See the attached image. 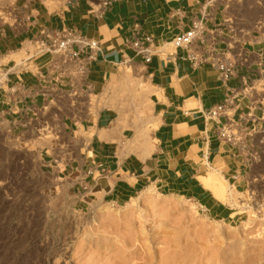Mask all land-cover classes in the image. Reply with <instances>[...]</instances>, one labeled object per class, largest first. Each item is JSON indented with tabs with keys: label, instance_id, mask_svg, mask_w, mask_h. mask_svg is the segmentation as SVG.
Instances as JSON below:
<instances>
[{
	"label": "rangeland",
	"instance_id": "1",
	"mask_svg": "<svg viewBox=\"0 0 264 264\" xmlns=\"http://www.w3.org/2000/svg\"><path fill=\"white\" fill-rule=\"evenodd\" d=\"M25 2L42 3L52 12L66 6V0H0L1 32L25 26L16 19ZM212 10L217 23L231 20L235 27L251 29L264 17V0H216ZM39 49L37 39L27 41L6 62L20 65ZM112 71L93 98L97 107L91 113L109 109L116 116L113 131L126 130L130 139L144 129L143 137L151 141L152 89L144 66L126 58ZM62 147L49 130L0 140V264H148L151 254L157 256L151 264H160L166 254L172 264H264V208H243L244 186H233L223 169L204 167L198 178L212 177L222 185L223 200H218L237 213L225 220L187 196L153 186L117 204L87 195L66 171L59 172L71 159L60 155Z\"/></svg>",
	"mask_w": 264,
	"mask_h": 264
},
{
	"label": "crops",
	"instance_id": "2",
	"mask_svg": "<svg viewBox=\"0 0 264 264\" xmlns=\"http://www.w3.org/2000/svg\"><path fill=\"white\" fill-rule=\"evenodd\" d=\"M105 2L66 0V6L54 12L42 3L25 2L18 7L16 19L23 20L25 26L0 31V140L6 139V134L9 138L20 133L35 134V128L45 117L44 91L56 85L51 79L46 83L43 80L47 55L25 58L28 61L22 66H28L26 69H18L22 66L18 67L13 59L6 62V58L19 54L27 41L39 37L43 28H73L98 41L103 49L104 56L89 69V80L98 95L121 61L129 58L144 66V76L152 89V137L147 142V138L136 139L140 132L128 139L126 130L122 134L113 131L116 116L109 109H101L77 124L63 117L58 124L59 144L63 145L60 155H71V159L59 172L66 171L74 184L88 191L87 195L104 202L123 203L153 186L189 197L205 206L215 218L232 219L237 213L230 212L198 178L204 167L223 169L233 186H244L239 178L233 180L235 172H242L234 156L236 152L217 139L220 125L206 123L202 115L223 101L224 89L217 72L209 65L193 66L183 58V51L169 61L163 55L154 56L146 64L126 46L127 41L141 35L152 36L160 47L171 42L200 18L204 0H118L109 5ZM208 11L212 19L206 22V28L222 29L223 23H217L213 10ZM19 79L32 86L33 92L28 93L20 113L13 115L7 98ZM230 83L235 85L236 80ZM81 132L89 135L83 137Z\"/></svg>",
	"mask_w": 264,
	"mask_h": 264
},
{
	"label": "built area",
	"instance_id": "3",
	"mask_svg": "<svg viewBox=\"0 0 264 264\" xmlns=\"http://www.w3.org/2000/svg\"><path fill=\"white\" fill-rule=\"evenodd\" d=\"M105 1V5H109L118 0ZM209 9L212 10V4L204 0L200 18L162 47L156 46L150 35L127 41L126 46L146 64L154 56L163 55L169 61L178 51H183V58L193 66L209 65L215 69L224 98L203 112V119L206 123L220 125L217 139L236 152L234 156L242 174L235 172L233 180L239 178L244 183L247 199L243 208L259 211L264 208V17L251 29L235 27L231 20H225L222 29L208 30L206 22L212 19ZM37 43L40 49L32 57L48 56L43 80L46 83L51 79L56 85L44 91L47 99L42 112L45 117L34 133L40 135V131L49 130L60 142V117L77 124L93 115L92 109L97 107L93 98L98 94L89 80V69L104 52L98 41L67 27L54 31L43 28ZM169 46L174 52H167ZM232 80H236L235 85L230 83ZM32 92V86L20 79L17 81L7 98L12 104L11 114L20 113L29 98L28 93ZM24 135L20 133L18 137ZM229 191L232 199L231 188ZM200 207L209 214L205 206L200 204Z\"/></svg>",
	"mask_w": 264,
	"mask_h": 264
},
{
	"label": "bare ground",
	"instance_id": "4",
	"mask_svg": "<svg viewBox=\"0 0 264 264\" xmlns=\"http://www.w3.org/2000/svg\"><path fill=\"white\" fill-rule=\"evenodd\" d=\"M2 2V1H1ZM209 4L211 3V4H213L214 2H216V0H208L207 1ZM32 58V56H30V58H28V60L29 59H31ZM19 64V63H18ZM21 64V63H20ZM127 74H129L130 73V68H129V71H127L126 72ZM149 130V129H148ZM147 133V131L146 130H142L140 133H138L137 134V136H136V139L137 138H139V137H141V138H144L143 136H144V134H146ZM139 140V139H138ZM207 174H209V173H207ZM211 176V175H210ZM200 180V182L204 185V187L205 188H207L208 190H210L211 192H212V194L215 196V198H217V199H222L223 198V196H224V189H223V187H222V185L217 181V179L215 180L214 178H212V177H208V176H200V178H199ZM223 200V199H222ZM148 243V242H147ZM146 245V244H145ZM148 245V244H147ZM155 248V247H154ZM141 252H143V250L141 251ZM145 252V251H144ZM143 252V253H144ZM149 253V252H148ZM159 253V252H158ZM158 255H161V254H158ZM159 257V256H158ZM156 258H157V256L155 255L154 256V254H151V259H150V261H149V263L148 264H151L152 262L154 263V261L156 260ZM172 261H173V259H172V256L170 255V254H166V255H164V256H160V264H172ZM176 262V261H175ZM119 263V262H118ZM159 263V262H158Z\"/></svg>",
	"mask_w": 264,
	"mask_h": 264
}]
</instances>
